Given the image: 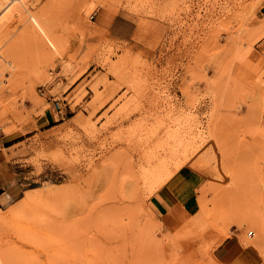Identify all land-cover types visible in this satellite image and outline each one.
Here are the masks:
<instances>
[{
	"label": "rangeland",
	"instance_id": "374dc122",
	"mask_svg": "<svg viewBox=\"0 0 264 264\" xmlns=\"http://www.w3.org/2000/svg\"><path fill=\"white\" fill-rule=\"evenodd\" d=\"M56 3L61 52L30 35L15 67L0 58V259L219 264L236 231L264 264V0ZM101 11L136 33L113 36ZM9 12L0 55L29 21L7 31ZM177 166L200 180L197 210L155 212Z\"/></svg>",
	"mask_w": 264,
	"mask_h": 264
},
{
	"label": "crops",
	"instance_id": "0c3cea01",
	"mask_svg": "<svg viewBox=\"0 0 264 264\" xmlns=\"http://www.w3.org/2000/svg\"><path fill=\"white\" fill-rule=\"evenodd\" d=\"M95 22L113 36L130 39L136 33V24L124 16L105 17L104 11L95 16ZM162 185L151 198L155 212L183 210L191 214L197 210V188L200 180L191 171L182 168ZM241 232L233 231L212 251V258L219 264H259L255 248L242 241Z\"/></svg>",
	"mask_w": 264,
	"mask_h": 264
},
{
	"label": "bare ground",
	"instance_id": "6f19581e",
	"mask_svg": "<svg viewBox=\"0 0 264 264\" xmlns=\"http://www.w3.org/2000/svg\"><path fill=\"white\" fill-rule=\"evenodd\" d=\"M27 1L28 0H0V9H2L3 11H5V10L6 11H10L9 12V15H10L11 21L8 24H6L7 31H8V28L11 27L12 22L15 23L14 22L15 19L18 18V20L21 19L22 21H24V19L26 18V16H28V20H29V21H27L28 23H23L26 26L25 29L22 30L23 32L20 30V33L18 34V36H16L17 38L16 39H13V43H11L9 46L7 45V48L5 47V51H3V54L0 55V58L3 59L4 62L7 63L11 67H15L16 64H17V62L13 58H11L12 55L11 54H8V53H11L13 50H15L17 47H19L20 41H21V43H23L22 42V39L23 40L25 39L24 41H28L26 39L27 38H31L30 35H33L34 36V40L33 41H34L35 44L33 43V41L31 43H33L34 46L36 45V47L39 48V49H43L44 50V47L45 46L47 47V49H49L48 48V46H49L56 53H59V52H61L60 49L63 47L62 42H61L62 40L60 39V36H58V34H57V36L53 34L52 30L54 28L51 30L50 28H51V24L52 23H49V15L51 13H53V12H51V9H53L51 7L54 6V5L58 6L57 5L58 3H56V0H49L48 4L45 6L44 4H46V2H47L46 1L45 3H43V7L41 6L42 8L39 7L41 9L38 8V11L36 10V11L31 12V11H27V9H26L27 15H25L26 13L25 14L23 13V9H25V4H26ZM29 4H30V2H29ZM66 14H68V13H66ZM23 15H25L24 19H22L23 18ZM64 16H65V14H64ZM22 21H20V22H22ZM51 21H53V20H51ZM48 23H49L50 28L48 26ZM60 27H61V25H60ZM2 29H4V28H2ZM2 29L0 28L1 31H3ZM24 36H26L27 38L24 37ZM11 38H12V36H11ZM2 39L4 40L5 38L3 37ZM19 49H20V47L18 48V50ZM34 49H36V48H34ZM50 51L51 50L49 49L47 52H50ZM180 167L181 166H177L176 170L179 169ZM155 170H157V169L155 168ZM147 173H149V172L147 171ZM200 201H202V200H200ZM201 205H204V204H201ZM0 264H4V262H3L2 259H0Z\"/></svg>",
	"mask_w": 264,
	"mask_h": 264
},
{
	"label": "built area",
	"instance_id": "2783aa9c",
	"mask_svg": "<svg viewBox=\"0 0 264 264\" xmlns=\"http://www.w3.org/2000/svg\"><path fill=\"white\" fill-rule=\"evenodd\" d=\"M55 108L59 111V112H61V106L59 105V103L58 102H56V104H55ZM251 235H253V232H249V234H248V236H251Z\"/></svg>",
	"mask_w": 264,
	"mask_h": 264
}]
</instances>
